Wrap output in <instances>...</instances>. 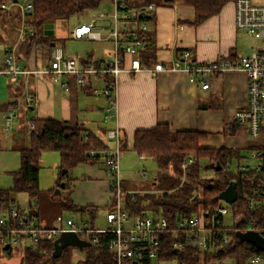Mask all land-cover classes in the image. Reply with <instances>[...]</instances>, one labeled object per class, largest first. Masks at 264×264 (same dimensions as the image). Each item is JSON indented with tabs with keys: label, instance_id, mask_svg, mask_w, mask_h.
Instances as JSON below:
<instances>
[{
	"label": "crops",
	"instance_id": "1",
	"mask_svg": "<svg viewBox=\"0 0 264 264\" xmlns=\"http://www.w3.org/2000/svg\"><path fill=\"white\" fill-rule=\"evenodd\" d=\"M108 1L110 0L104 2ZM128 1L131 3L139 2V0ZM7 3L8 1L3 4L7 5ZM156 6L149 24V37L154 42L155 60L161 61L165 65H168L178 53L186 50L191 51L197 61L210 62L223 57L248 56L254 49L261 47L258 40L236 32L233 2L227 3L217 15L208 18L197 26L188 24L194 18L193 9L190 7H184L178 3ZM2 10L6 15L0 20V49L3 52L0 68H2L4 58L12 54L19 67L24 71H28L27 74L19 77L16 86L9 83L6 75L0 74V77L7 78V86L12 89L14 99L11 102H16L14 108L17 110L20 103L23 104L25 109L24 119L21 123H15L16 118L13 121L11 131L4 129L6 133L15 130L16 132H22V137L26 140L21 138L15 140V144L18 146L25 144L24 148L29 146L27 122L34 119H54L71 128L75 126L85 128L86 131L105 142L108 147L107 150L110 151L116 148V142L105 135L108 141H112L110 143L106 142V139H103L99 132L106 134L109 130L118 129L119 142L124 140L126 144V148L123 150L118 145L120 150L119 162L124 151L136 154L132 150L135 131L149 130L157 124H166L173 132L197 131L205 133L207 139L202 143V146L206 148L244 151L243 156L245 157L240 163L243 167H250L244 163L246 158L254 159L252 156L256 151L264 152L262 150L264 149V135L257 140H253L246 128L237 125L234 120L235 112L246 105L247 77L245 73L235 71L212 74L209 77V88L207 90H202L198 85L191 84L188 81V76L183 72L156 75L142 72L130 76L121 74L117 88V113L114 114L113 111L108 109L105 97L94 95L91 92L93 88L102 89L104 82L91 80L87 86L79 88L71 79L61 77L58 82H53L49 76L42 74L41 70L47 68L49 64L48 59L46 60L44 57V47L34 44L31 46L29 53L24 54L25 47L22 44L26 42L28 37L25 33L29 32V29L25 26V14H21L17 6L14 5ZM15 13L18 14V21H14L12 18V14ZM70 32L68 33L70 40L87 43L86 41L71 39ZM241 37H248L258 43L252 46L247 45V51H244L238 43V39ZM109 50L110 46L107 52H97L96 54L93 50H90L82 55L70 56L80 59L88 58L91 62L98 63L108 57ZM64 81L68 83V91L63 89L62 83ZM26 97L32 98L30 103H26ZM106 103L107 107L105 109ZM104 109L105 112H108L107 114L104 113ZM28 112L31 114L30 116ZM3 113L0 114L1 117ZM24 148L17 151L19 152ZM249 148H254V150L246 151ZM136 156L138 161L154 162L152 157L146 155ZM41 160L40 158V162ZM58 162L59 155L57 162L55 161V166L58 169L57 178L59 175ZM256 164L257 162L250 168L253 169ZM210 166L206 164L207 169ZM129 172H131V168L122 167V174H128ZM122 179L121 186L125 191L138 192L131 186L128 187L126 180ZM154 179L152 182L153 188L155 185ZM56 181H53L54 187L48 189L52 192H47V194L51 200H55L59 205V200L67 193H63L62 189L56 186ZM39 183L38 173V185ZM67 184L71 187L68 200L72 206L77 208L94 206L98 210L106 209L107 213L110 207L109 179L106 175L103 159L94 164L83 163L78 165L69 174ZM155 192L158 191L153 189L149 193ZM83 197H90L88 205H79V202H84ZM78 216L80 218L77 221L84 220V216L80 214ZM104 217L105 215L102 220L105 223ZM67 219L71 218L65 220ZM34 224L43 227L38 222ZM47 226L45 225L44 228H47ZM53 226L55 225L49 227ZM103 228L105 226L98 229ZM68 248L86 252V248L89 247L79 249L69 246Z\"/></svg>",
	"mask_w": 264,
	"mask_h": 264
},
{
	"label": "trees",
	"instance_id": "2",
	"mask_svg": "<svg viewBox=\"0 0 264 264\" xmlns=\"http://www.w3.org/2000/svg\"><path fill=\"white\" fill-rule=\"evenodd\" d=\"M8 0H0V5ZM105 0H32V11L25 14V26L32 35H28L24 54H28L34 44L44 47V57L50 60V44L55 40L44 35V25L55 24L57 21L66 20L73 15H84L99 8ZM234 0H139L131 3L133 6H144L150 3L155 5H172L178 3L184 7L193 9L194 18L188 24L197 26L208 18L217 15L229 2ZM6 13L0 8V20ZM14 21H18V14H12ZM148 58L155 60L154 42L149 38ZM233 58V57H232ZM18 96V95H17ZM16 96V97H17ZM16 102L0 104V114L7 109L15 107ZM34 129L29 133V146L19 150L20 168L12 173L13 187L8 190L0 189V211L5 210L11 201L10 195L14 193H26L31 199L39 195L38 173L41 154L44 152H57L59 155V175L56 186L63 183V193H67L59 206L63 210H70L82 216L87 215L90 225L93 226L94 217L98 209L94 206L74 207L69 203V191L67 180L69 174L78 165L83 163L94 164L104 158L103 153L108 149L106 143L94 134L80 126L73 128L64 125L54 119L31 120ZM207 139V134L197 131L173 132L166 124H157L149 130H137L133 136L132 150L136 155H146L153 158L157 167L154 179V190L158 194L147 193L136 195L135 202L128 199L125 208L130 217H138L147 209L153 215H161L167 220L168 226L159 236L157 257L154 261L143 260L142 264H157L159 261L172 260L176 264H253L254 257H264L260 251L247 242L239 241L234 235L233 229L223 227L221 215L212 218L215 208L220 205L219 195L231 182L235 183L237 199L229 206L235 222L244 220L254 231L264 236V170L254 171L250 167H243L240 163L245 156L244 151L206 148L202 146ZM120 149L126 148L124 140L119 142ZM249 148L246 151H253ZM264 150V149H262ZM92 153V154H91ZM191 156L193 161L183 172L181 165L186 157ZM205 160L213 172V177L205 183L200 182V161ZM219 167V170L215 169ZM168 173V174H167ZM184 177V179H183ZM183 179V180H182ZM52 190H48L51 193ZM253 202L250 208L249 203ZM143 202L148 203L143 207ZM208 211L205 217V229L209 233L208 251H200L196 246L187 242L182 237V231L178 232L181 242L180 248L173 246L171 231L176 229L177 223L190 219L199 210ZM185 230V228H184ZM239 230L244 231L245 225L239 224ZM2 232H0L1 236ZM224 235H233L234 242L222 245ZM98 243L94 247L86 248V259L77 264H116L115 256L110 248L113 234L99 233ZM69 248L61 250L59 255H54V245L51 242L39 243L32 249H21L20 264H69ZM10 255V250L2 251L0 246V258ZM201 257V259H200Z\"/></svg>",
	"mask_w": 264,
	"mask_h": 264
},
{
	"label": "built area",
	"instance_id": "3",
	"mask_svg": "<svg viewBox=\"0 0 264 264\" xmlns=\"http://www.w3.org/2000/svg\"><path fill=\"white\" fill-rule=\"evenodd\" d=\"M112 12L106 10L91 12L87 22L76 26L70 32V38L86 42H106L110 45L108 57L98 63H93L88 58L80 59L74 56H65L60 47L54 46L51 50L48 67L41 73L49 76L53 82H58L61 77L71 79L79 88L89 84L91 80L104 82L102 89H91L92 94L106 98L108 109L117 113L116 99L119 77L121 74L136 75L148 73L151 75L161 73L183 72L188 76L191 84L198 85L202 90L209 88V77L212 74L240 71L247 77L246 105L234 114L237 125L244 126L253 140L264 135V0H234V27L236 32L258 40L261 47L254 49L248 56L223 57L210 62H199L191 51L178 53L168 65L161 61H150L149 51V24L156 10V5L150 3L144 6H133L128 0H110ZM17 6L21 14L32 11V0H8L7 5L1 4L0 8ZM25 35H32L27 32ZM28 71L22 70L12 54L3 60L0 74L8 77L9 83L16 86L21 75ZM65 91L69 90L68 83H62ZM31 97H26V103L31 102ZM17 118V110L12 107L3 115V125L6 131L12 130L13 121ZM27 133L33 129L32 121L27 122ZM109 139L116 142L113 151L106 150L103 163L109 180L110 207L105 214V228L98 229L84 220H65L61 216L56 218L53 227H41L33 223V217L12 205L4 212H0V246L30 247L34 249L37 244L54 242L64 233L75 234L80 240L94 247L98 243L99 233H111L113 239L110 243L116 264H142L143 260L154 261L159 247V236L167 229L168 223L161 215H147L143 212L138 217H130L125 208L126 201L135 202L136 193L125 191L121 186L119 167V130L113 129L106 133ZM92 154V153H91ZM254 171L264 170V152L256 151ZM193 161L191 156L186 157L181 165L184 172ZM142 177L146 178L145 172ZM264 185V181H262ZM253 202L249 203V207ZM229 211L227 206L215 208L212 218ZM208 211L202 209L190 219L177 223L176 229L171 231L173 246L181 247L178 232L187 242L196 246L200 251H208L209 233L205 229V217ZM251 223H249L250 225ZM185 228V230H184ZM251 230H254L250 226ZM238 229H233L235 232ZM246 230V229H245ZM244 230V231H245ZM241 231V230H240ZM242 231V232H244ZM233 235H224L222 245L234 242ZM7 251V250H6ZM253 264H264V257H254Z\"/></svg>",
	"mask_w": 264,
	"mask_h": 264
},
{
	"label": "rangeland",
	"instance_id": "4",
	"mask_svg": "<svg viewBox=\"0 0 264 264\" xmlns=\"http://www.w3.org/2000/svg\"><path fill=\"white\" fill-rule=\"evenodd\" d=\"M260 1V0H255ZM106 10L108 13L112 12V5L109 2L102 3L98 11ZM89 19V14L85 13L84 15L78 16L73 15L70 16L66 20H60L57 21L53 25V36H51L58 47L62 48L64 51L65 56L70 55H82L90 50H93L96 54L107 52L109 49V44L106 42H87V43H78L74 42L69 39L68 33L74 29L76 26L87 22ZM239 45L243 48L244 51H247V45H257V41L250 40L248 37H241L238 39ZM3 59V52L0 49V62ZM7 86V78L0 77V104L11 102V100L14 99V94ZM98 97V96H94ZM99 98V97H98ZM104 98V97H103ZM102 98V99H103ZM105 100V99H103ZM21 107V108H20ZM107 107V103L105 106V109ZM104 113H108L105 112ZM24 106L23 104H18L17 108V119L15 123H21L24 119L23 114L24 112ZM28 115L31 114L28 112ZM3 119L0 116V189L2 190H8L13 187V180H12V173L15 171H18L20 168V156L18 153V149L24 148L23 146H18L15 144V140L18 138H21L23 140H26V138L22 137V132H16L13 131L11 133H6L3 128ZM99 135L106 139L104 133L99 132ZM15 136V137H14ZM106 142L110 143L112 141H108L106 139ZM119 167L120 170H122V167H129L131 168V172L128 174H120V179L126 180L125 182L128 184V187H132L138 192L136 195H143L147 194L151 191H153L152 182L154 179V176L157 172V167L152 161H138L136 154L133 152L124 151V154L122 155ZM58 153L57 152H45L41 156V162L39 164V195L35 199H31L26 193L19 192L14 193L10 195L11 201L9 202L8 207L15 205L20 210H23L27 213H29L33 217L34 223L38 222L43 227L45 225H48L47 227L51 225H55L56 221L55 218L59 215H61L64 219L71 218L77 221L80 217L78 214L71 212L70 210H63L55 200H51L49 195L47 194L48 189L54 187L53 181L57 180V174L58 169L55 166V161L57 162ZM245 164L249 165L250 167H253L256 163V160L251 159L250 157L246 158L244 160ZM59 163V162H58ZM206 164H208L205 160L200 161L201 171H200V182L205 183L207 179H210L213 177V172L210 169L206 168ZM142 172H145L146 178L142 177ZM168 174V173H167ZM108 178V177H107ZM109 179V178H108ZM122 179V180H123ZM184 179V177H183ZM182 179V180H183ZM110 180V179H109ZM158 192H155L153 194H158ZM84 202H79V205L84 206L88 205L90 202L89 198H82ZM148 203L143 202V207H145ZM220 205L227 206L229 209L228 204L225 202H220ZM7 207V208H8ZM6 208V209H7ZM0 211L4 212L6 211ZM230 210V209H229ZM106 213V209H99L94 220V227L95 228H102L105 226V223L103 222L102 218ZM147 215H152L151 210L147 209L145 212ZM83 219L87 222H89L90 218L87 215H84ZM223 227L231 229L235 226L236 222L233 217V214L231 211H228L227 214L223 216ZM236 229V228H235ZM21 246L13 247L10 250V255L5 256L3 258H0V264H20L21 259ZM69 258L68 262L69 264H77L79 262H84L86 259V252L85 251H79L74 248H69ZM201 259V257H200ZM155 262V261H154ZM157 264H176V261L174 259L172 260H163L157 262ZM202 264V260H200V263ZM225 264H231L230 261H226Z\"/></svg>",
	"mask_w": 264,
	"mask_h": 264
},
{
	"label": "water",
	"instance_id": "5",
	"mask_svg": "<svg viewBox=\"0 0 264 264\" xmlns=\"http://www.w3.org/2000/svg\"><path fill=\"white\" fill-rule=\"evenodd\" d=\"M44 35L47 37L53 36V24H46L44 25ZM55 46L54 43L50 44V47L53 48ZM216 171L219 170V167L215 169ZM64 184H60V188L63 189ZM220 200L224 201L226 204L231 205L237 199V193L235 189V183L231 182L229 186L220 193L219 195ZM243 223L245 225V231L242 232L239 230V224ZM236 232L235 237L241 242H247L259 249L260 251L264 252V236H261L258 232L251 230L250 225L247 224L244 220L235 224ZM54 255L57 256L61 252L62 249L74 246L79 249L83 247H89V244L81 241L75 234L72 233H64L62 234L55 242H54ZM4 251L8 250V246L3 248Z\"/></svg>",
	"mask_w": 264,
	"mask_h": 264
}]
</instances>
